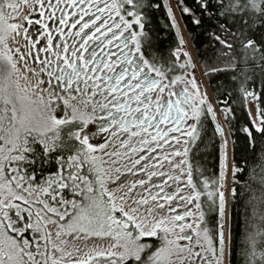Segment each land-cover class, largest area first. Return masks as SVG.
<instances>
[{"label":"rangeland","instance_id":"rangeland-1","mask_svg":"<svg viewBox=\"0 0 264 264\" xmlns=\"http://www.w3.org/2000/svg\"><path fill=\"white\" fill-rule=\"evenodd\" d=\"M169 3L180 27L179 53L190 62L174 79L145 62L138 33L120 14L116 0H10L0 8V151L11 143L10 153L19 156L14 152L18 141H49L61 124L78 122V138L96 156L103 185L85 199L97 207V199L109 195L110 200L102 202L121 209L130 221H120L100 206L102 217L89 214V206L75 210L72 202L43 209L30 204L35 210L33 231L41 238L39 256H23L3 234L0 264H90L95 258L108 264H229L231 140L206 72L173 0ZM172 105L181 117L175 121L166 116L157 123L164 109L173 112ZM204 107L224 137L223 235L217 246L209 242L191 196L182 192L186 200L177 205L172 189L165 188L172 182L186 184L184 154ZM249 109L258 121L252 100ZM10 179L9 184L6 179L0 182V212L19 197L20 188L31 190L20 186L14 170ZM165 190L172 194L157 201L149 194L157 197ZM2 222L0 218V226ZM129 224L133 233L125 229ZM144 236L158 237L146 257L140 241Z\"/></svg>","mask_w":264,"mask_h":264},{"label":"trees","instance_id":"trees-1","mask_svg":"<svg viewBox=\"0 0 264 264\" xmlns=\"http://www.w3.org/2000/svg\"><path fill=\"white\" fill-rule=\"evenodd\" d=\"M6 1L10 2L0 0V8L3 9ZM173 2L206 72L208 86L231 140L228 263L264 264V0ZM116 5L137 31L141 54L149 66L171 79L189 68L190 62L179 53L180 27L169 0H116ZM251 100L255 103L258 121L250 112ZM1 120L0 116V124L4 122ZM197 123L184 154L187 176L183 181L186 184L172 182L165 188L172 189V203L177 205L186 200L182 192L191 196L193 206L200 208L202 227L209 242L217 246L226 188L221 164L224 137L206 107ZM81 128L78 122L70 121L61 124L49 141H36L32 137L18 141L19 150L14 152L19 156L16 157L10 153L11 143L0 151V182L6 179L9 184L14 170L20 176V186L31 189L20 188L19 197L0 212L3 220L0 236L5 234L13 239L23 256L34 253L38 257L41 242L39 232L33 231L36 219L31 217L35 210L30 204L43 209L48 204L54 207L53 203L72 202L73 209L89 206L92 213H88L100 217L102 209L106 208L120 221L130 222L121 209L104 204L110 200L109 195L103 194L102 199H97L99 206L104 207L101 212L99 206H91V199H85L86 193L93 196L103 185L98 178L101 170L96 156L78 138ZM79 183L86 184L79 188ZM9 186L14 187L13 183ZM172 193L165 190L158 192L157 197L155 192L149 194L157 201ZM133 227L129 224L125 229L133 233ZM140 241L146 257L157 246L158 237L144 236ZM100 260L98 263L95 258L90 264H108ZM116 264L134 263L128 260Z\"/></svg>","mask_w":264,"mask_h":264},{"label":"flooded vegetation","instance_id":"flooded-vegetation-1","mask_svg":"<svg viewBox=\"0 0 264 264\" xmlns=\"http://www.w3.org/2000/svg\"><path fill=\"white\" fill-rule=\"evenodd\" d=\"M175 101V100H174ZM176 102V101H175ZM167 105H170V103L168 102ZM178 107H175L174 105L171 106V109L173 110V112L171 113V110L169 107H167L166 109H164L162 112V116L157 117V123H159V121L161 120V122H163V120L165 119V117L167 116L170 119H175V121H177L179 119V117H181V113H180V109L178 108L177 110V115L176 118L173 116L175 113V110ZM159 110V109H158ZM175 121H173L175 123ZM175 128V127H174Z\"/></svg>","mask_w":264,"mask_h":264},{"label":"water","instance_id":"water-1","mask_svg":"<svg viewBox=\"0 0 264 264\" xmlns=\"http://www.w3.org/2000/svg\"><path fill=\"white\" fill-rule=\"evenodd\" d=\"M216 128L219 132H222L221 126L218 121H215ZM220 235H223V231H220Z\"/></svg>","mask_w":264,"mask_h":264}]
</instances>
